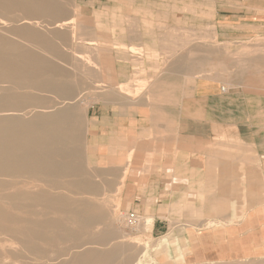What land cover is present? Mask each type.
<instances>
[{
    "label": "crops",
    "instance_id": "0c3cea01",
    "mask_svg": "<svg viewBox=\"0 0 264 264\" xmlns=\"http://www.w3.org/2000/svg\"><path fill=\"white\" fill-rule=\"evenodd\" d=\"M79 4L108 79L87 110L88 153L122 206L171 245L253 229L264 251V57L250 55L264 51L263 0ZM225 44L239 61L223 59Z\"/></svg>",
    "mask_w": 264,
    "mask_h": 264
},
{
    "label": "bare ground",
    "instance_id": "6f19581e",
    "mask_svg": "<svg viewBox=\"0 0 264 264\" xmlns=\"http://www.w3.org/2000/svg\"><path fill=\"white\" fill-rule=\"evenodd\" d=\"M70 1L0 0V264H143L132 243H112L129 237L114 229L124 221L87 198L103 196L110 185L91 180L82 146L88 133L86 77L93 75L92 64L102 75L96 84L108 83L101 71L105 53L95 39L93 47L87 45L86 22L72 28L69 39L63 32L48 36L36 30H63ZM76 46L84 57H75L74 69L83 71L72 79ZM125 176V170L115 176L118 186ZM107 200L103 204L112 203ZM138 225L142 233L151 221L145 217ZM157 246L166 251L165 243ZM219 259L201 264H235Z\"/></svg>",
    "mask_w": 264,
    "mask_h": 264
},
{
    "label": "rangeland",
    "instance_id": "374dc122",
    "mask_svg": "<svg viewBox=\"0 0 264 264\" xmlns=\"http://www.w3.org/2000/svg\"><path fill=\"white\" fill-rule=\"evenodd\" d=\"M67 10H68V14L65 16V18H70V20H65L63 23L60 24L63 27H65L63 30L59 28H55L54 26L44 27V28H40L36 30L41 31L43 34L48 35V36H51V34L54 31H57L60 33L63 32L66 34V36L68 35L67 38L69 39L70 38L69 33L73 31L72 28L78 29V24L82 25L83 23L86 22L85 19H82L84 18L83 15L76 14V13H79L80 11V13L82 14L86 11V9L82 5L79 4V0H71L70 5L68 6ZM92 39L93 38H90V41L87 42V45L89 47L91 46L93 47ZM259 43L260 45H264V41L263 42L261 41ZM56 44L60 45L58 41L56 42ZM223 48H224V52H223L224 60L239 61V59L241 58L240 57L241 54L239 51H237L236 47H234L232 44H225ZM82 51H83L82 47H79V46H76V48L72 49V52H71L72 59L70 60L72 64V68H73V70L71 69V73L73 76L72 79H76L78 75H80L81 72L83 71L82 69H77V67L74 69L75 57L76 59L77 58L80 59L81 57H84V55H82ZM132 51H136V50H132ZM92 54H90L89 57L90 56L92 57ZM250 55H253L256 57L259 56L260 58H262L264 57V51H259L255 53L253 52ZM89 69H90L89 71H91L93 75L92 76L89 75L88 77H86L88 81L85 79L87 82H89L88 83L89 90H87L89 92L85 94V97H86L85 99L90 105L92 103L93 96L97 94L96 90L97 91L105 90V88H107L108 83L104 82L102 84H96V81L99 80L102 75L98 73L96 68L92 67V64L89 67ZM87 71H88V68H87ZM101 71L103 72V75H104L103 81L108 82V79L105 77L104 70H101ZM225 71H228V70H224V72ZM229 71L237 72L238 70L234 69V70H229ZM83 121H84V128H85L87 127V112L86 113L84 112L83 114ZM82 146H83V149L85 148L84 156L86 158L84 161V168L87 171L91 180L96 181V183L98 182L97 184L100 185L103 182H105L103 179V173L100 169L101 167H99L97 164H93L92 162L93 154L88 153L89 150L87 147V135H84ZM87 161L89 165H87ZM90 168L93 171L90 170ZM89 171L91 172L90 174H89ZM54 192L59 193V194H68L67 191H63V190H57ZM101 192L102 193L104 192L103 196H93L92 195V196H87V198L89 197V200L95 203L98 202V208L112 209L115 213V217L117 218L119 216L118 218L124 221V224H122L123 228L121 227V225L116 223L114 225V229H121L122 231L120 232V235L126 234L129 236V237H126L127 239L121 238L122 240L118 239L116 241H113L112 243H116V242H125L128 244L132 243L131 245L134 246L137 249V251H139V253H142V255H144L145 259L143 258V264H164V263L166 264L165 258L169 259V264H201L202 261H204V259L210 260L211 258H213V257H208L210 256V254H214L215 259L221 258L218 260V262H224V263L234 262L235 264H245V263H249L253 261L255 263L264 264V251L263 250L259 252L253 251L255 248L254 236H256V234L254 235L253 233V229L237 228L241 232L239 234H237L236 229H233V228L231 229L230 228L228 229H206L202 231L197 230L196 232L191 231L190 233L191 238L189 239L191 243H188V239L184 240V238L179 237L177 240L180 243L178 242L176 245H171L173 244V239L170 236L161 239V237L158 238L152 235L151 228H148L144 232L141 233L138 230L139 225L133 228L128 226V224L125 221H126L127 216L132 212H128V209L122 206L121 188H117L116 190H111L109 187H107L105 189H102ZM72 197L86 198V196H72ZM105 199L106 200L108 199L107 201H111L112 203L103 204V201ZM133 213L140 215L138 212H133ZM140 217L143 223L144 218L146 216L140 215ZM125 223L127 226L125 225ZM214 224H216V222L211 221L207 224V226L214 225ZM213 234H217V236ZM183 241H186V243H181ZM134 242H136V244H134ZM160 243L166 244V251H164L163 249L159 250L157 244H160ZM177 246L183 247L184 251L182 252V254L178 253ZM222 248L226 249V251L219 252L218 250ZM230 248H233L236 250L228 251V249ZM260 248L264 249V247H260ZM180 256H182V258H180Z\"/></svg>",
    "mask_w": 264,
    "mask_h": 264
},
{
    "label": "built area",
    "instance_id": "2783aa9c",
    "mask_svg": "<svg viewBox=\"0 0 264 264\" xmlns=\"http://www.w3.org/2000/svg\"><path fill=\"white\" fill-rule=\"evenodd\" d=\"M140 215L134 214L133 212L130 213L126 218V223L128 226L136 227L139 224Z\"/></svg>",
    "mask_w": 264,
    "mask_h": 264
}]
</instances>
